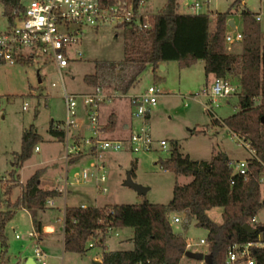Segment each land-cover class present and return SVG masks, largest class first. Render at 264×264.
<instances>
[{
  "label": "rangeland",
  "instance_id": "1",
  "mask_svg": "<svg viewBox=\"0 0 264 264\" xmlns=\"http://www.w3.org/2000/svg\"><path fill=\"white\" fill-rule=\"evenodd\" d=\"M21 1L27 3L29 0ZM165 1L145 0V10L151 16L160 10ZM204 1L206 0H177L176 10L181 13L209 11L216 14L229 8L232 11L229 19H235L237 30L241 31L239 11L245 7L249 8L260 14L259 22L264 42V0H240L237 4H233L234 0H211L209 10ZM195 2H199L201 7L192 8L191 5ZM3 10L4 3L0 0V30L7 25ZM228 30L233 29L228 27ZM217 40L220 42L219 50L240 49V42L227 44L224 37ZM123 46L122 28L113 25L86 28L78 45L82 57L70 61L68 66L62 69V81L67 91L76 94L91 91L95 85L87 83L84 76L94 72L97 60L121 59ZM212 48L215 49V40H212ZM44 57L39 55L37 58L29 59L31 61L29 63L0 62V207H13L9 206L11 201L19 197L21 185L36 170L41 173L42 187L58 184L57 178L65 171H68L70 179L75 171L81 173L84 168L89 175L86 179L76 177L81 180L78 182L83 183L70 184L65 198L64 195L57 196L56 203L61 210L48 203L45 210L38 212V219L42 220L43 225V235L39 241L37 234L29 235V232L34 231L30 212L17 207L5 225L7 246L2 247L0 244V264H26L25 256H33L36 245L47 251L44 258L46 264H94L102 261L103 245H106L107 250L131 248L132 228L125 226L114 227L105 235L99 232L97 243L94 241V245L84 253L64 250L62 247L64 206L82 202L103 206L112 203H140L144 200L167 203L172 197L175 182L186 183L191 180V176L177 175L174 171L164 170L161 165L162 160L170 156L173 139L178 141L183 153L194 159H209L212 152L217 150L227 152L230 158L249 156V151L233 139L226 127L212 124L213 117L223 118L237 110L238 97L235 93L214 98L206 95L205 91L210 89L213 76L206 74L203 59H197L187 66L180 61L169 60L162 63L164 68L159 65L154 71L151 65H148L132 89L140 91L148 85H156L160 89L152 116L145 121L151 136L155 141L166 140L165 146L155 142L151 149L138 152L97 148L95 141L97 140L100 146V140L107 135L93 130L81 104H78L76 109L75 124L70 127L68 134L66 131L65 139L58 141L49 133V127L52 123H62L66 120L63 87L57 66ZM231 81L233 84H239L238 77L231 78ZM52 82L56 85H52ZM198 94L201 95L200 99H195V95ZM25 102L27 106L23 108ZM130 106L129 93L101 101L97 111L98 126L104 124L108 114L115 109L123 113V116H128ZM31 124L42 136V140L35 145L39 150L33 148L31 156L19 169V181L12 186L9 194H5L13 155L20 150L22 131ZM142 125L143 121L136 124L134 131ZM71 146L72 152L69 151V148L72 149ZM82 154L85 155L80 159L72 163L71 159L68 161L69 155H72L73 159L79 158ZM92 161L100 168L91 166ZM131 169L132 179L149 187L145 194H139L134 188L124 185L126 173ZM97 171L106 176L105 182L96 179ZM98 184L105 186L107 190L97 191ZM261 195L264 197L263 191ZM8 203L10 204L7 205ZM221 211V207H213L208 210V214L220 222ZM175 216H179L181 220L175 222L173 220ZM169 220L173 228L182 232L187 243H199L186 246V250L204 254L202 259L184 254L179 264H208L207 244L200 243L201 238H206L207 229L197 226L195 219H192L187 227H183L182 215L176 212L170 213ZM249 224H264V203L258 210L255 221ZM91 243L93 244V241L90 240L88 246Z\"/></svg>",
  "mask_w": 264,
  "mask_h": 264
},
{
  "label": "trees",
  "instance_id": "2",
  "mask_svg": "<svg viewBox=\"0 0 264 264\" xmlns=\"http://www.w3.org/2000/svg\"><path fill=\"white\" fill-rule=\"evenodd\" d=\"M7 21H13L21 10V0H1ZM137 1V0H136ZM240 0H234L237 4ZM177 0H166L157 13L151 15V25L144 28L124 26L123 57L119 60H97L94 72L84 80L101 87L106 97L124 96L135 86L144 69L151 65L154 71L160 63L177 60L184 66L197 59L204 60L206 74L231 78L238 77L240 90L238 108L226 117H213L212 124L226 127L230 133L246 137L264 160V42H262L259 12L249 8L239 11L242 23V40L238 51L212 48L208 34V12L181 13ZM231 9L216 12V39L224 37ZM215 39V40H216ZM19 62H31L21 59ZM49 133L58 141L65 139L64 122L49 127ZM42 140L31 124L22 131L20 150L15 152L8 171L5 194L19 181V169L31 156L33 148ZM170 156L162 160L165 170L191 176L186 183L175 182L172 197L167 203H112L96 205H66L64 209L63 248L84 253L97 243L99 232L107 234L112 228L131 227L132 247L107 250L103 245L101 264H179L186 251L187 241L182 232L177 233L169 215H182V225L187 227L192 219L197 226L207 229L206 244L208 264H227L230 247L247 242H264V230L252 225L254 232L243 228L251 223L263 205L264 197L258 177L262 164L249 159L246 176L232 173L227 152L217 150L209 159H194L181 151L177 140H171ZM133 169H131V174ZM40 172H33L21 185V194L0 207V244L6 247L5 225L17 207L27 209L32 217L37 239L43 235V225L38 212L48 207V199L62 194L58 188L40 185ZM213 207H221L222 220L217 222L209 214ZM93 241L88 246L89 241ZM101 242L103 240L101 239ZM3 254V250L1 251ZM254 264H264V246L251 249Z\"/></svg>",
  "mask_w": 264,
  "mask_h": 264
},
{
  "label": "built area",
  "instance_id": "3",
  "mask_svg": "<svg viewBox=\"0 0 264 264\" xmlns=\"http://www.w3.org/2000/svg\"><path fill=\"white\" fill-rule=\"evenodd\" d=\"M210 0L204 1L208 6ZM22 8L11 22L7 21L5 28L0 30V62L16 63L21 59H34L39 55L45 56V60L50 59L55 63L60 74L63 87V98L65 101L66 120L64 121L65 133H69L70 127L75 124V115L78 104H81L87 114V120L94 131L98 132V106L105 99L104 90L95 86L91 91L85 93H69L62 81V69L66 68L70 61L80 59L82 52L78 48L83 32L86 28H98L101 26L113 25L124 29V26H136L139 28L151 25V16L145 10V0H29L27 3L20 1ZM197 9L201 7L199 2L191 5ZM208 34L210 39H216L217 25L215 23L216 14L209 12ZM260 20V14L256 16ZM231 27L224 34L226 43L240 42L242 32ZM220 42L215 40V50H219ZM52 85H56L52 82ZM240 90L239 84H233L231 80L224 77L214 76L212 84L206 95L211 97L229 96L236 94ZM160 89L156 85H148L136 93L129 94V101L132 114L143 119V125L136 131L122 138H104L97 140V148L113 149L115 151L138 152L149 150L155 142L161 146L166 145V140L155 141L151 136L149 126L146 124L147 116L153 111L157 104ZM200 94L195 95V99H200ZM25 102L23 108H26ZM233 139L249 151L248 157L230 158L229 166L232 173L246 176L249 169V159L256 158L262 164V170L258 181L261 190L264 192V160L257 157L256 150L250 145L249 140L239 133H231ZM68 136H66L67 138ZM94 138V136H92ZM72 148V146H71ZM38 149V146L35 147ZM71 150V151H70ZM73 148L69 151L72 152ZM69 152V153H70ZM91 166L97 167L94 162ZM97 168H100L98 166ZM165 170V169H164ZM88 171L84 168L81 173L74 172L72 178L68 171L57 178L58 189L64 197L67 194L69 185L78 181L76 177L86 179ZM96 179L105 182L106 176L96 172ZM105 186L97 185V191L105 192ZM53 204L52 199L47 201ZM85 206V205H81ZM65 207V206H64ZM65 209V208H64ZM175 222L181 219L179 216L173 218ZM254 221V218H253ZM180 233L179 229H174ZM35 230L29 235H36ZM19 236L18 234L16 235ZM37 237V236H36ZM200 243L206 244L205 238L200 239ZM198 242H188L187 247ZM257 246H264V242H247L244 244H233L226 257L227 264H254L251 249ZM46 251L36 245L33 259L36 262L46 264L44 259ZM142 264V263H139Z\"/></svg>",
  "mask_w": 264,
  "mask_h": 264
},
{
  "label": "crops",
  "instance_id": "4",
  "mask_svg": "<svg viewBox=\"0 0 264 264\" xmlns=\"http://www.w3.org/2000/svg\"><path fill=\"white\" fill-rule=\"evenodd\" d=\"M211 1V0H210ZM210 1L208 3V5H210ZM208 7V6H207ZM209 10V7L207 8ZM193 12V11H192ZM185 13H191V12H185ZM261 19V18H260ZM234 20V24H235V28H237L236 26V21L235 19ZM213 40V39H212ZM263 42V40H262ZM235 43V42H234ZM239 43V41L237 42ZM227 44H230V43H227ZM163 63V62H162ZM162 63H160V65H162ZM208 75H211L214 77L213 74H208ZM133 89V88H132ZM132 89L129 91V94H132V93H136V92H139V91H132ZM89 92V91H88ZM131 107V106H130ZM98 109H99V106H98ZM155 109V108H154ZM153 109V110H154ZM152 113L153 111L147 116L148 120L151 118L152 116ZM123 113L119 112L118 110L115 109V111H112L110 114H108L107 118L104 120V124H102L100 127L98 126V131L101 132V133H105L107 136L105 138H122V137H126L127 135H129L132 131H134L135 127H136V124H140L143 119L142 118H138V117H135L133 114H132V108L130 109V114L128 116H123L122 115ZM142 119V120H141ZM35 150H39V147L38 149H35ZM228 154V153H227ZM83 155L85 154H82L80 155L79 158H73L72 159V155H69V158H68V161L71 159L72 161H70L71 163L77 159H80ZM229 155V154H228ZM234 158V157H232ZM93 162V161H92ZM78 181H81V180H78ZM78 181H74V185L76 184H81L83 182H78ZM41 184V183H40ZM58 187V184H56L55 186L51 185L50 187H47L45 186L44 188H57ZM69 190V188H68ZM61 196V195H60ZM59 196V197H60ZM56 198L55 197L54 199L52 198V201H53V204L51 206H54V207H58L60 210H61V207L56 203ZM65 198V197H64ZM67 203V202H65ZM66 205V204H65ZM74 205H88L86 203H74ZM53 207V208H54ZM64 208V207H63ZM40 215V214H39ZM62 215H63V211H62ZM40 219V218H39ZM256 219V216L254 217V221ZM42 221V220H40ZM48 228L51 229V226L48 225ZM175 229V228H174ZM63 231V230H62ZM63 234V233H62ZM63 237V235H62ZM38 240V239H37ZM39 241V240H38ZM61 241H62V238H61ZM62 247H63V241H62ZM64 249V248H63ZM188 250V249H187ZM47 252V251H46ZM24 262L26 264L28 263H32V264H36L37 262L33 259V256L32 255H27L25 256V259H24Z\"/></svg>",
  "mask_w": 264,
  "mask_h": 264
},
{
  "label": "water",
  "instance_id": "5",
  "mask_svg": "<svg viewBox=\"0 0 264 264\" xmlns=\"http://www.w3.org/2000/svg\"><path fill=\"white\" fill-rule=\"evenodd\" d=\"M228 25L235 27L234 20L229 19ZM161 67L164 68L163 65H161ZM124 185L134 188L139 194H145L149 190L148 186H144L140 183H137L132 179L131 170L127 171V173H126ZM263 203H264V200H263ZM243 228L246 229L248 232H254V230H255V228L249 223H244ZM259 229L264 230V224L260 225ZM184 254L189 256V257L195 258V259H202L204 256V254L202 252L190 251V250H186ZM101 263H102L101 261H97L94 264H101Z\"/></svg>",
  "mask_w": 264,
  "mask_h": 264
}]
</instances>
